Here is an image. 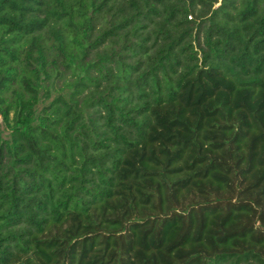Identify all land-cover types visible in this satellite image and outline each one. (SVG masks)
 I'll return each mask as SVG.
<instances>
[{"label":"trees","instance_id":"1","mask_svg":"<svg viewBox=\"0 0 264 264\" xmlns=\"http://www.w3.org/2000/svg\"><path fill=\"white\" fill-rule=\"evenodd\" d=\"M0 118V264H264V0H0Z\"/></svg>","mask_w":264,"mask_h":264},{"label":"rangeland","instance_id":"2","mask_svg":"<svg viewBox=\"0 0 264 264\" xmlns=\"http://www.w3.org/2000/svg\"><path fill=\"white\" fill-rule=\"evenodd\" d=\"M220 2H221V0H219ZM0 128H1V130H2V136H3V138H5V139H7L8 137H9V132L5 129V127H4V124H3V122H2V120H1V118H0ZM258 221V220H257ZM259 222L256 224V227L258 228L259 227Z\"/></svg>","mask_w":264,"mask_h":264}]
</instances>
